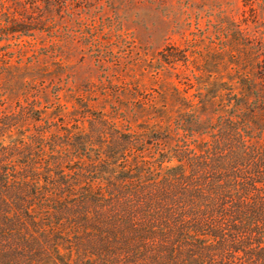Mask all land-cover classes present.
<instances>
[{
    "label": "rangeland",
    "instance_id": "374dc122",
    "mask_svg": "<svg viewBox=\"0 0 264 264\" xmlns=\"http://www.w3.org/2000/svg\"><path fill=\"white\" fill-rule=\"evenodd\" d=\"M263 60L264 0H0V113L23 112L15 137L44 134L46 164L62 166L55 180L83 188L127 187L111 150L119 163L137 159L147 178L162 173L161 159L180 164L176 150L187 146L190 175L204 173L210 142L221 144L224 169L252 146L264 153V99L246 92L239 74L264 81ZM231 126L252 136L245 153ZM78 218L67 223L88 221ZM109 244L60 256L142 264L139 241Z\"/></svg>",
    "mask_w": 264,
    "mask_h": 264
},
{
    "label": "trees",
    "instance_id": "16d2710c",
    "mask_svg": "<svg viewBox=\"0 0 264 264\" xmlns=\"http://www.w3.org/2000/svg\"><path fill=\"white\" fill-rule=\"evenodd\" d=\"M258 67L257 73L264 75V60L257 62ZM239 74L242 87L256 94L260 104L263 80L255 81L241 70ZM249 95L243 96L246 102ZM23 117L18 111L0 113V264H19L21 259L29 264H71V259L60 256L62 251L73 254L84 248L94 254L109 248L111 240L123 241L125 246L139 241L136 249L142 264H264L261 147H250L243 159L231 157L224 169L216 139L217 145H204V173L192 175L182 168L194 150L179 148L175 157L180 164L165 165L166 159H161L158 171L162 173L152 174L154 180L147 178L137 159L119 163L118 152L111 150L113 165L122 173L120 182L127 187L114 184L112 190H93L72 180H55L62 166L59 160L46 164L45 135L15 137L14 126L24 123ZM231 129L245 153L249 147L245 142L252 136ZM35 144L41 153H35ZM51 185L57 187L50 189ZM99 209L102 212L92 219ZM83 213L89 223H67L81 219ZM73 234L78 235L74 241ZM98 235L99 244L93 241Z\"/></svg>",
    "mask_w": 264,
    "mask_h": 264
}]
</instances>
